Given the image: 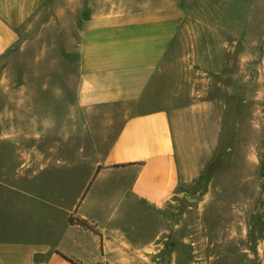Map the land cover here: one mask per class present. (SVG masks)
<instances>
[{
    "label": "crops",
    "instance_id": "crops-1",
    "mask_svg": "<svg viewBox=\"0 0 264 264\" xmlns=\"http://www.w3.org/2000/svg\"><path fill=\"white\" fill-rule=\"evenodd\" d=\"M189 15L180 0H0V142L20 144L0 161V264L155 263L163 232L147 236L148 223L195 183L206 119L232 117L204 91L146 109ZM41 19L65 35L47 42L59 63L21 52ZM101 124L115 126L102 144ZM239 251L260 264L264 246Z\"/></svg>",
    "mask_w": 264,
    "mask_h": 264
},
{
    "label": "rangeland",
    "instance_id": "rangeland-1",
    "mask_svg": "<svg viewBox=\"0 0 264 264\" xmlns=\"http://www.w3.org/2000/svg\"><path fill=\"white\" fill-rule=\"evenodd\" d=\"M180 3L190 12L187 26L178 54L165 64L145 97L146 109L172 105L178 91L194 99L204 91L209 101L225 100L232 117L227 125H220L213 113L206 119V139L197 141L199 149L192 158L198 173L188 194L196 200L184 197L169 204L161 213L162 224L149 222L146 232H163L154 264H240L242 257L251 256L240 253L241 245L264 246V0ZM45 20L26 31L34 43L21 52L44 53L59 63L54 49L59 46L47 42L65 35L58 22L45 28ZM45 64L39 61L36 67ZM3 67L9 70L5 79L10 85L11 55ZM19 67L27 68L28 61ZM236 90L242 92L235 95ZM99 129L101 144L115 133L112 125L101 124ZM17 145L11 138L2 140L0 161L11 164ZM237 229L243 235L237 236ZM259 257L262 264L264 253Z\"/></svg>",
    "mask_w": 264,
    "mask_h": 264
},
{
    "label": "water",
    "instance_id": "water-1",
    "mask_svg": "<svg viewBox=\"0 0 264 264\" xmlns=\"http://www.w3.org/2000/svg\"><path fill=\"white\" fill-rule=\"evenodd\" d=\"M185 198H186L187 201H194V200H196V198L194 196L190 195V194H186L185 195Z\"/></svg>",
    "mask_w": 264,
    "mask_h": 264
},
{
    "label": "trees",
    "instance_id": "trees-1",
    "mask_svg": "<svg viewBox=\"0 0 264 264\" xmlns=\"http://www.w3.org/2000/svg\"><path fill=\"white\" fill-rule=\"evenodd\" d=\"M71 221H72V219H71ZM81 223H83V224H85V222L84 221H80Z\"/></svg>",
    "mask_w": 264,
    "mask_h": 264
}]
</instances>
